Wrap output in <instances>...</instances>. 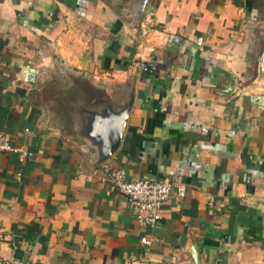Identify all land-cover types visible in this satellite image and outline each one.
I'll return each mask as SVG.
<instances>
[{
	"label": "crops",
	"instance_id": "crops-1",
	"mask_svg": "<svg viewBox=\"0 0 264 264\" xmlns=\"http://www.w3.org/2000/svg\"><path fill=\"white\" fill-rule=\"evenodd\" d=\"M140 3L0 0V131L32 152L0 153L1 252L38 264H264V0ZM140 54L153 66L139 68ZM57 66L102 89L112 112L129 105L106 159L96 129L75 139L33 102ZM103 162L171 181L153 229L135 223Z\"/></svg>",
	"mask_w": 264,
	"mask_h": 264
},
{
	"label": "rangeland",
	"instance_id": "rangeland-1",
	"mask_svg": "<svg viewBox=\"0 0 264 264\" xmlns=\"http://www.w3.org/2000/svg\"><path fill=\"white\" fill-rule=\"evenodd\" d=\"M32 99L54 125L78 140L91 117L108 106L102 89L63 66L41 74Z\"/></svg>",
	"mask_w": 264,
	"mask_h": 264
},
{
	"label": "built area",
	"instance_id": "built-area-1",
	"mask_svg": "<svg viewBox=\"0 0 264 264\" xmlns=\"http://www.w3.org/2000/svg\"><path fill=\"white\" fill-rule=\"evenodd\" d=\"M149 31L143 23L140 25V34L144 36ZM137 65L139 68L153 66L151 61L145 60L142 55L138 56ZM0 153H15L19 162L32 155L24 145L13 143L10 135L0 131ZM101 168L104 172V180L109 182L117 192L122 194L129 204L130 212L135 223L142 227L153 229L161 218V208L169 197L171 181L166 178H135L129 179L122 168L112 167L103 162ZM185 194V185L179 183L176 186V195L182 197ZM209 197V202H211ZM152 238L145 235L139 238L143 244H148ZM0 264H38L35 262L21 260L12 254L4 255L1 252L0 243Z\"/></svg>",
	"mask_w": 264,
	"mask_h": 264
},
{
	"label": "water",
	"instance_id": "water-1",
	"mask_svg": "<svg viewBox=\"0 0 264 264\" xmlns=\"http://www.w3.org/2000/svg\"><path fill=\"white\" fill-rule=\"evenodd\" d=\"M147 0H141L140 10L142 11ZM264 49V37L260 42V47L257 50L256 59L260 56V53ZM129 105H125L120 111L112 112L110 108L102 109V114L105 113V120L100 118L96 113L91 117L88 127L94 128L97 131L95 132L96 138L102 143L99 154L101 159L104 160L107 158L110 153L118 146L119 139L125 124L127 117ZM89 129V130H90ZM101 160V161H102ZM192 257L196 261V253L193 250Z\"/></svg>",
	"mask_w": 264,
	"mask_h": 264
}]
</instances>
